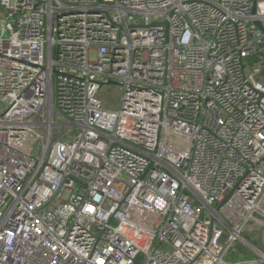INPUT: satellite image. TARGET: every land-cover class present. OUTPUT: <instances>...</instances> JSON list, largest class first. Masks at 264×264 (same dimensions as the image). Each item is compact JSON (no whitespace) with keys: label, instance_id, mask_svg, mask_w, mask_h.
I'll use <instances>...</instances> for the list:
<instances>
[{"label":"built area","instance_id":"obj_1","mask_svg":"<svg viewBox=\"0 0 264 264\" xmlns=\"http://www.w3.org/2000/svg\"><path fill=\"white\" fill-rule=\"evenodd\" d=\"M248 223L264 0H0V264H264Z\"/></svg>","mask_w":264,"mask_h":264},{"label":"rangeland","instance_id":"obj_2","mask_svg":"<svg viewBox=\"0 0 264 264\" xmlns=\"http://www.w3.org/2000/svg\"><path fill=\"white\" fill-rule=\"evenodd\" d=\"M97 96L102 100L103 105L109 109H117L120 104L121 90L118 85L105 84L98 91ZM174 143V142H172ZM264 230L248 223L242 230L243 235L254 242L257 246L264 248ZM225 260L233 262L248 257L250 254L247 249L239 242L234 243L226 252Z\"/></svg>","mask_w":264,"mask_h":264},{"label":"water","instance_id":"obj_3","mask_svg":"<svg viewBox=\"0 0 264 264\" xmlns=\"http://www.w3.org/2000/svg\"><path fill=\"white\" fill-rule=\"evenodd\" d=\"M115 82L113 81H108L107 84H114Z\"/></svg>","mask_w":264,"mask_h":264}]
</instances>
